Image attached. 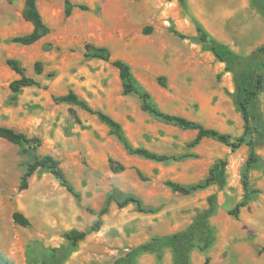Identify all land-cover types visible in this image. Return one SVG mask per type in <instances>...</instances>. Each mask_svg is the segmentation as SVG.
Listing matches in <instances>:
<instances>
[{
    "label": "rangeland",
    "instance_id": "obj_1",
    "mask_svg": "<svg viewBox=\"0 0 264 264\" xmlns=\"http://www.w3.org/2000/svg\"><path fill=\"white\" fill-rule=\"evenodd\" d=\"M70 1L87 9L75 7L66 16L64 0H38L49 33L22 45L12 39L32 29L22 16L24 0H0V126L41 140L23 153L0 138V250L14 264H47L55 247L68 250L62 264H110L153 236L185 228L215 193L217 208L209 219L215 239L203 252L195 245L191 264H264V193L241 206L237 216L229 214L243 200L249 147L232 149L213 138L190 146L196 130L166 124L141 110L136 94L122 92L110 61L84 55L86 43L107 47L112 60L130 65L162 111L237 137L245 123L228 55H247L264 43V15L253 0ZM258 4L264 9V0ZM198 25L224 47V61L213 55L209 41L199 40ZM8 59L17 60L38 84L13 92L9 83L19 75ZM248 69L252 77L262 70ZM69 91L119 121L134 147L192 156L158 162L129 154L96 115L56 100ZM261 102L264 116L263 95ZM255 152L259 161L248 170L249 182L264 191V146ZM43 154L59 160L77 196L44 168L30 176L26 189H18L26 164ZM220 160L227 163L224 170L218 168L204 189L185 195L166 185L201 182ZM118 164L123 169L114 170ZM128 195L153 211H140L132 203L119 207L117 201ZM105 205L107 212L98 217ZM16 211L27 217V226L13 220ZM98 218V230L72 245L66 233L95 227ZM171 261L169 249L137 259L138 264Z\"/></svg>",
    "mask_w": 264,
    "mask_h": 264
},
{
    "label": "trees",
    "instance_id": "obj_2",
    "mask_svg": "<svg viewBox=\"0 0 264 264\" xmlns=\"http://www.w3.org/2000/svg\"><path fill=\"white\" fill-rule=\"evenodd\" d=\"M7 1L12 2L13 0ZM37 1L38 0H24L22 16L32 24V29L27 34L13 37V42L22 45H30L49 33V27L43 21L37 8ZM253 3L256 9L264 15V9L258 4V0H253ZM75 7L83 10L87 9L86 5H75L70 0H64V12L66 16H69ZM197 31L199 32V40L201 42L209 41L210 50L213 55L220 61H224L227 56L224 47L215 39L210 38L201 25L197 26ZM84 55L90 58L110 61L118 70L122 92L124 94H136L140 99L141 110L166 124H171L182 129L196 130L195 138L191 141L190 146H195L203 138H213L225 145L231 146L232 149L239 148L242 145L249 147L246 170L242 177V186L244 189L243 200L239 202L229 214L237 216L241 206L246 205L257 193H264V191L258 188H252L248 177V170L259 161V156L255 152V149L264 146V116L261 102V95L264 96V43L247 55H228V69L233 72L236 78L237 100L245 123L242 134L237 137H232L230 134L220 132L214 128L205 127L200 122L187 119L183 116L162 111L153 101L150 93L135 80L130 65L122 59L112 60L111 52L107 47L86 43ZM7 64L19 75L18 78L11 80L9 83V88L13 92H18L22 88L38 84L33 77L25 74V69L17 60L8 59ZM249 66H258L261 67L262 70L257 71L252 77L249 73ZM35 69L37 72H40V62L35 63ZM158 82L163 84V79L161 77L158 78ZM56 100L77 105L81 109L96 115L98 120L109 128L110 132L115 135L129 154L158 162L178 160L192 156V154L188 153L179 156L168 155L166 153H158L149 150L142 146L134 147L126 137L119 121L100 109H93L85 99L79 97L73 91L56 97ZM0 138L19 145L23 153H28L30 150L36 149L41 145V140L37 136H28L23 132H18L7 126H0ZM112 162V164H114V161ZM226 164L225 160L216 162L210 168L209 175L201 182L185 185L174 181H167L166 185L175 192L185 195L191 194L199 189L208 187L215 179L216 170L218 168L224 170ZM39 168L48 170L62 186L66 187L68 191L77 196V193L68 182L63 169L60 167L59 160L51 154L38 155L32 162L26 164V170L22 174L18 186L19 190L27 188L28 179ZM113 169L121 170L123 166L119 164L113 165ZM221 174H223V172ZM129 203L134 204L140 211H153V208L145 207L141 200L134 195H128L117 201L119 207H123ZM216 208L217 197L215 193H211L207 197V207L197 213L185 228L168 235L153 236L149 241L130 248L124 254L115 258L110 264H138L137 259L143 253H156L163 249L170 250L172 255L171 264H191L190 253L195 245L203 252L209 249L215 239V229L210 224L209 219L215 214ZM107 209L108 205L102 207L98 212V217L106 213ZM13 220L21 226H27L29 224L27 217L18 211L13 213ZM99 225L100 220L98 218L95 227L91 226L85 231L72 229L66 233V237L72 242V245H76V243L82 240L90 231L98 230ZM68 254V250H64L60 247L52 248L50 255L51 259L47 264H62ZM0 264L14 263L0 250Z\"/></svg>",
    "mask_w": 264,
    "mask_h": 264
},
{
    "label": "bare ground",
    "instance_id": "obj_3",
    "mask_svg": "<svg viewBox=\"0 0 264 264\" xmlns=\"http://www.w3.org/2000/svg\"><path fill=\"white\" fill-rule=\"evenodd\" d=\"M194 260V259H193Z\"/></svg>",
    "mask_w": 264,
    "mask_h": 264
}]
</instances>
